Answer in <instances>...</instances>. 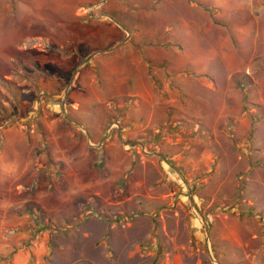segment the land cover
<instances>
[{"label": "rangeland", "instance_id": "obj_1", "mask_svg": "<svg viewBox=\"0 0 264 264\" xmlns=\"http://www.w3.org/2000/svg\"><path fill=\"white\" fill-rule=\"evenodd\" d=\"M4 131L28 264H264V0H0Z\"/></svg>", "mask_w": 264, "mask_h": 264}, {"label": "crops", "instance_id": "obj_2", "mask_svg": "<svg viewBox=\"0 0 264 264\" xmlns=\"http://www.w3.org/2000/svg\"><path fill=\"white\" fill-rule=\"evenodd\" d=\"M8 134L12 133L4 131L0 134V138L4 139V137H8ZM17 156L15 157L19 158ZM42 171V168L33 169L27 161L19 162V160L0 170V254L5 257L12 253L11 264H28L23 250L27 249V238L30 233L28 229L31 213L29 203L31 201L38 205L43 213L45 209L38 200L29 199L28 191L38 184L36 177ZM51 177L53 179V176ZM79 193L83 192H78L76 195ZM69 197L72 207H75L74 202L82 203L79 198H76L75 194Z\"/></svg>", "mask_w": 264, "mask_h": 264}, {"label": "water", "instance_id": "obj_3", "mask_svg": "<svg viewBox=\"0 0 264 264\" xmlns=\"http://www.w3.org/2000/svg\"><path fill=\"white\" fill-rule=\"evenodd\" d=\"M103 2H104V1H103ZM110 50H111V49H108V50H106V51H110ZM67 121L70 122L71 124L76 125L75 123H73L72 121H70V120H68V119H67ZM76 126H78V125H76ZM78 127H79V126H78ZM204 230H205V234H206V239H208V234H207L208 229H207L206 225L204 226Z\"/></svg>", "mask_w": 264, "mask_h": 264}]
</instances>
